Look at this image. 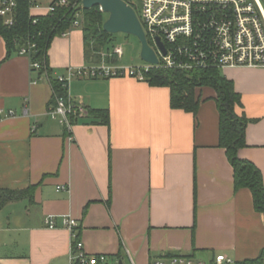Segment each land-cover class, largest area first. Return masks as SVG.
I'll return each instance as SVG.
<instances>
[{
    "label": "crops",
    "instance_id": "0c3cea01",
    "mask_svg": "<svg viewBox=\"0 0 264 264\" xmlns=\"http://www.w3.org/2000/svg\"><path fill=\"white\" fill-rule=\"evenodd\" d=\"M52 2L41 0L33 14L46 15ZM6 57L0 36V109L15 113L0 121V189L36 190L33 202H11L0 213V264H70L71 235L63 224L69 217L88 253L123 264L131 258L155 264L170 255L195 264H213L218 255L242 262L264 254V219L252 193L234 189L233 168L218 147L214 100L194 117L172 109L167 87L76 78L71 98L89 110H108L110 125L84 118L69 133L46 116L51 81L34 83L28 58ZM103 60L86 59L80 28L56 37L48 51L53 79ZM222 74L242 97L238 113L251 120L239 157L264 180V68ZM49 217L56 228L45 224Z\"/></svg>",
    "mask_w": 264,
    "mask_h": 264
},
{
    "label": "built area",
    "instance_id": "2783aa9c",
    "mask_svg": "<svg viewBox=\"0 0 264 264\" xmlns=\"http://www.w3.org/2000/svg\"><path fill=\"white\" fill-rule=\"evenodd\" d=\"M41 0H31L30 14L42 9ZM136 12L149 46L158 58V64L145 63L125 68L117 63L109 64L107 59L122 57L121 48L105 55L99 65L83 68H68L56 80L67 93V97L54 94L46 116L59 124L69 133L76 121L87 118L89 109L81 102L74 101L70 94V84L76 78L112 79L131 78L140 83H148L147 74L154 69L192 71L195 69L217 68L220 71L235 68H264V0H124ZM69 0H53L47 14L58 7H66ZM17 0H0V18L4 25H15ZM79 7H83L82 3ZM46 14V15H47ZM44 16V15H43ZM73 28H80L82 15L76 14ZM37 22L36 19L33 21ZM69 32L64 33L66 36ZM158 40L166 49L164 54ZM36 45L29 42L21 47L18 55L30 61L31 71L38 74L39 63L32 62ZM50 80L47 71L37 76L34 83ZM27 113V107H25ZM13 111L0 109V121L14 117ZM35 130V127H34ZM64 189V188H63ZM45 224L56 228L52 217ZM64 226L71 235L70 264H123L117 257L105 254H91L85 249L79 233L77 221L71 217L63 219ZM131 264H135L131 258ZM155 264H195L185 256L159 260ZM202 264V263H197ZM213 264H235L232 259L218 255Z\"/></svg>",
    "mask_w": 264,
    "mask_h": 264
},
{
    "label": "trees",
    "instance_id": "16d2710c",
    "mask_svg": "<svg viewBox=\"0 0 264 264\" xmlns=\"http://www.w3.org/2000/svg\"><path fill=\"white\" fill-rule=\"evenodd\" d=\"M15 25L8 27L0 18V36L4 39L7 47L8 59L12 54L18 53L19 49L29 42L36 45L32 62L39 63L41 70L38 76L45 71L51 78L54 94L58 97H67V93L61 84L53 79L48 65V51L53 40L71 31L77 21L76 14L82 0H69L66 7H58L55 12L32 17L30 14L31 0H17ZM34 19L37 20L34 23ZM105 14L100 7L83 10L80 20V29L83 32L86 59L89 61V53H98L107 50L112 54L110 47L113 35L103 29ZM92 50V51H90ZM100 62L99 60H93ZM118 56H114L110 63H117ZM148 83L154 87H167L170 89V103L174 110H181L198 115L202 103L214 100L219 113V143L218 147L226 151L228 161L234 171V189L239 191L248 189L252 193L255 210L264 219V180L261 171L250 161L239 157L240 150L246 148V129L251 122L244 114H239L242 108V97L235 90L234 82L228 79L217 68L195 69L192 71L154 69L147 74ZM211 91L214 96L205 97V92ZM54 96L51 104L54 103ZM90 123L110 125L108 110H89ZM78 121H76L77 123ZM36 186L26 190L0 189V213L4 207L16 201L29 200L33 202ZM196 196V193H195ZM181 255H170L179 257ZM235 264H264V254L256 259H248Z\"/></svg>",
    "mask_w": 264,
    "mask_h": 264
},
{
    "label": "water",
    "instance_id": "95a60500",
    "mask_svg": "<svg viewBox=\"0 0 264 264\" xmlns=\"http://www.w3.org/2000/svg\"><path fill=\"white\" fill-rule=\"evenodd\" d=\"M82 6L85 10H90L96 6L108 15V19L103 25L105 32L116 35L125 34L134 36L141 44V60L149 64H158V58L152 48L149 46L142 25L136 12L124 0H82ZM163 53L166 49L158 40Z\"/></svg>",
    "mask_w": 264,
    "mask_h": 264
},
{
    "label": "rangeland",
    "instance_id": "374dc122",
    "mask_svg": "<svg viewBox=\"0 0 264 264\" xmlns=\"http://www.w3.org/2000/svg\"><path fill=\"white\" fill-rule=\"evenodd\" d=\"M79 12L83 13L84 8L83 7H77ZM105 19H108V15H105ZM112 49V53L116 48H121L123 51V55L121 58H119L118 63L124 66L125 68L130 66L143 65L144 62L141 60L140 52H141V44L137 38L130 35L125 34H116L113 35V41L110 45ZM92 51V50H90ZM89 58L92 60H99L101 61L104 59L105 55H109V52L105 49L99 51L98 53L94 54L89 53ZM106 57V56H105ZM109 58V57H106ZM224 75V74H223Z\"/></svg>",
    "mask_w": 264,
    "mask_h": 264
}]
</instances>
